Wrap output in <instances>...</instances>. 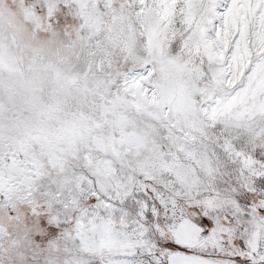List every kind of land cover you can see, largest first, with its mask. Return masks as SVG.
Returning a JSON list of instances; mask_svg holds the SVG:
<instances>
[{"label": "snow or ice", "instance_id": "1", "mask_svg": "<svg viewBox=\"0 0 264 264\" xmlns=\"http://www.w3.org/2000/svg\"><path fill=\"white\" fill-rule=\"evenodd\" d=\"M0 264H264V0H0Z\"/></svg>", "mask_w": 264, "mask_h": 264}]
</instances>
